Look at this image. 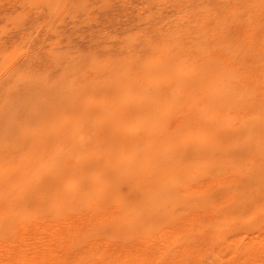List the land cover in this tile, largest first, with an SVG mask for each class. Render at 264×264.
I'll list each match as a JSON object with an SVG mask.
<instances>
[{
	"label": "rangeland",
	"instance_id": "374dc122",
	"mask_svg": "<svg viewBox=\"0 0 264 264\" xmlns=\"http://www.w3.org/2000/svg\"><path fill=\"white\" fill-rule=\"evenodd\" d=\"M208 60L224 69L225 116L236 129L231 136L225 132L232 138L228 147L233 155L247 152V143L264 152V0H0V264L28 245L46 243V235L65 231L69 221L87 222L105 212L117 218L124 207L104 193L124 164L147 174L146 185L163 178L178 189L175 214L140 229L126 225L125 231H108L122 219L104 220L98 238L89 236L82 246L108 248L111 238L126 244V234L133 242L151 241L162 228L172 232L164 238H175L166 264H261L264 226L256 221L262 214L252 215L264 201L248 202L244 212L231 215L230 225L219 223L189 189L195 182L200 188L219 185L218 173L203 179L191 172L198 164L196 144L168 123L192 97L182 81H197L195 67ZM165 95L176 109L168 106L153 122L122 110L129 104L152 112ZM140 124L156 133L150 139L155 149H166L161 174L150 158L140 163L133 156L128 139ZM257 190L264 194V187ZM191 194L197 204L189 213ZM238 225L251 229L235 232ZM78 244L68 253L77 255ZM243 248L253 254L239 252ZM67 251L63 264H76ZM28 252L23 264H54L62 254L41 258Z\"/></svg>",
	"mask_w": 264,
	"mask_h": 264
},
{
	"label": "bare ground",
	"instance_id": "6f19581e",
	"mask_svg": "<svg viewBox=\"0 0 264 264\" xmlns=\"http://www.w3.org/2000/svg\"><path fill=\"white\" fill-rule=\"evenodd\" d=\"M242 30L243 29H241V31ZM246 60L247 62H249L248 59ZM258 62L259 61H257V63ZM252 63L253 62H251V65ZM195 68H196L195 70L198 69L199 72V77L197 81H194L193 79L188 77L185 78L181 83L182 87H185L187 89L189 88L191 90L192 97L190 98L187 105L182 110H180L176 115H173V117L168 121V123L172 124L173 127L175 126L182 130H185L186 131L185 133L187 134L185 137L189 138L190 140H193L196 144L198 156L194 160L198 161V164H196L193 167V171L191 172L202 174L203 179H207V177L210 176L211 173L213 172L218 173L215 179L220 181L219 185L206 184L205 188L203 187L200 188L199 184L195 182L194 184H192V186H189V189L192 191L191 193H197L201 197V200H199L197 203H203L208 205L209 211H211L212 214H214V216L220 220L219 223L222 224L225 223L227 225H230V221L232 220L231 215L235 213L244 212L246 210L245 206L247 205L248 202H259L260 200L264 201V194L260 193L259 190H257L264 187V152H259L258 148H252L253 146H250V144L247 143L246 144L248 146L247 152H242L240 154L237 153V155L235 154L233 155L231 149L228 147V144L230 141H232L231 140L232 138L228 139L225 134V132L228 131L230 132L229 135L231 136V134H233V132H235L236 129L233 128L235 124V122L233 121H231L227 125V120L225 116V103L227 101L226 97L228 95H226V84L224 80V71H223L224 69L222 65L220 64L217 65L214 63V61L211 60H208L206 63H203L202 65H199ZM168 70L170 71L171 68H169ZM193 70L194 67L188 71H193ZM244 86L246 85L244 84ZM232 88L229 87V89L231 90ZM257 90L258 89H256V91ZM168 97L165 95L163 102H159V101L154 102L153 105L155 107L153 108L152 112L149 111L145 114L143 112V108L133 107L129 104L122 105L123 108L122 110H125V112L130 117H137V118H141L142 120H147V121L150 120L153 122L154 118L161 111L166 109L168 106L171 105L172 107L175 106L173 102H171L172 97L169 98V101H168ZM163 104H165L166 106L165 105L163 106ZM232 112H233V107H232ZM155 135L156 133L154 131L152 130L149 131L147 128L143 127L142 124H140L138 130L134 134H132L131 137H129L130 139H128V141L131 144H133L132 150L135 152L133 156L135 155L134 157H136L135 158L136 161L142 163L144 161H149L148 158H150L151 162L154 165L158 164V166H155L154 168L155 172L156 173L160 172L161 174V169L167 161V154L165 155L166 149H162V148L155 149L154 148L155 146L152 145V142H150L151 141L150 139H153ZM176 150H180V149H176ZM158 167L160 168L158 169ZM145 176L148 175L145 173L144 174L139 173L138 170L134 169L133 164H124L122 168L115 171L114 174L110 177V180L108 181L107 193L106 192L104 193V191H102V194L104 193L106 195L105 199L110 197L113 198L117 196L121 202V205L124 207V211H121V213L118 214L117 218H114L116 217L115 215L113 216L111 215V213L106 214L105 212L103 213L104 214L103 216H100V214L97 215L93 214V216H91L87 222L75 223L74 221H69L67 224V229L65 231L55 230L54 232H51L50 235L49 234L46 235V236H50L49 237L50 239H48L46 243L40 245L33 244L32 246L28 245L30 246V248L28 249L29 252L20 251L17 252L16 254H13L14 256L10 257L11 259L9 260L8 264H16V263L23 264L24 256L27 254V252L31 254L33 257H37L41 255V258H45L47 255L48 256L53 255L54 253H62L57 257V261L54 264H63V251L68 250L67 254H69L68 253L70 251L69 246L74 247L76 243H79L82 246V244L87 240L89 236H94L98 238L97 236L99 232L98 230L104 224V220L113 223L116 220L122 219L121 220L122 223L119 224L121 226L118 225L117 228L116 225H114L108 231H115V229L116 230L120 229L121 231H125L127 229L126 225L134 224L136 225L137 228L140 229L143 228L144 225L146 224L157 225L158 223L162 222L163 218L170 217L173 214H175L174 212L175 205L181 199L180 191H178V189H176L175 187L171 186V184L166 183L163 178H159V180L151 179L152 182L146 185L144 181ZM147 178L148 180H150L149 177ZM155 182H157L156 183L157 185H154ZM252 188L253 189L255 188V190L252 191ZM153 189L154 191H159V193L157 195H154L152 193ZM192 198H193V194L187 196V199H189V206H187V210L189 211V213L194 208V206L192 205L197 204L196 201L191 202ZM215 198H217L216 200L219 201L218 202L219 204H216L217 201L215 200ZM259 214H262V218L260 220L258 219V221H256V224L257 226L261 227L264 226V209L256 210L253 213L252 217L256 218L257 215L259 216ZM194 218L195 220H197L196 217ZM204 221L206 220H203V222ZM242 228L246 229L247 231L251 229L249 225L244 227H242V225H238L234 227V231L238 232V230ZM227 229L228 227L224 229V231H227L226 233H231L232 230L231 229L227 230ZM160 232L158 230V234L155 235L157 236V238L151 241L140 240L139 242H133L135 237L131 236L130 234H126L127 235L126 244H120V245L116 244V242L112 240L113 238H111L110 242H108V244L110 245V246L108 245V248L106 245L102 243L91 244L90 248L86 246H82V247L80 246L81 247V248L79 247L80 252L77 255L76 254L73 255V253L70 252L71 254H69V256L70 257L74 256L75 258L74 262L76 264H166L167 257L169 256L168 252H166V249L169 248L168 245H170L171 243H172L171 245L173 246V244L175 243V238H173V241L170 242L172 238L171 239L164 238L165 236H167L166 234L169 231L165 234V232L161 228ZM113 233L114 232H112V234ZM169 233H171L172 235V232ZM249 236L251 237V235ZM51 237L54 238L56 237V238L52 239ZM96 238L93 239L97 241ZM250 239H252V237ZM158 242L163 247L157 246ZM198 242L200 243V241ZM202 242L203 241H201L200 244H202ZM252 242L253 243H251V245L254 244V241ZM261 244L262 246H264V243ZM165 245L166 247H164ZM259 247L262 248L260 245ZM239 252L252 255L253 248H243L240 249ZM262 252L264 251H261V253ZM172 253L174 252L172 251ZM87 255H89L90 258L92 259L91 263L86 261V259H88ZM260 256L264 257V255H260ZM252 258L254 259V257ZM178 261L179 260H177V262ZM249 262L251 263L250 260ZM261 262L264 263V261Z\"/></svg>",
	"mask_w": 264,
	"mask_h": 264
}]
</instances>
